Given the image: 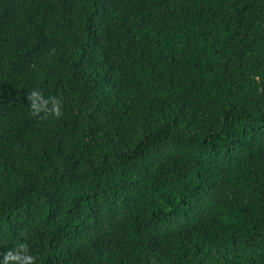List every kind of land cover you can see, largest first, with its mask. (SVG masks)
Returning a JSON list of instances; mask_svg holds the SVG:
<instances>
[{
	"label": "trees",
	"instance_id": "1",
	"mask_svg": "<svg viewBox=\"0 0 264 264\" xmlns=\"http://www.w3.org/2000/svg\"><path fill=\"white\" fill-rule=\"evenodd\" d=\"M27 257L264 264V0H0V264Z\"/></svg>",
	"mask_w": 264,
	"mask_h": 264
},
{
	"label": "clouds",
	"instance_id": "2",
	"mask_svg": "<svg viewBox=\"0 0 264 264\" xmlns=\"http://www.w3.org/2000/svg\"><path fill=\"white\" fill-rule=\"evenodd\" d=\"M41 98V93L39 91H33L31 93L30 100L32 101L31 107L33 115H38L41 112H45L47 115H52L55 117H59L61 115L60 108L56 103H53L51 108H47L46 105L38 103ZM7 258L8 257H6V259ZM31 260L32 257H27L26 264H30Z\"/></svg>",
	"mask_w": 264,
	"mask_h": 264
}]
</instances>
